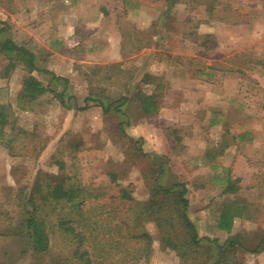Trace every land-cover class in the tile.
Instances as JSON below:
<instances>
[{
  "label": "rangeland",
  "instance_id": "rangeland-1",
  "mask_svg": "<svg viewBox=\"0 0 264 264\" xmlns=\"http://www.w3.org/2000/svg\"><path fill=\"white\" fill-rule=\"evenodd\" d=\"M0 21L37 54L47 73L33 74L51 89L24 104L26 73L7 75L0 55V104L12 107L23 131L11 144L0 138V205L42 176L45 183L66 177L99 194L84 210L97 232L107 233L131 205L116 208L120 188L141 202L157 179L184 181L200 237L224 242L218 210L238 200L248 216L236 219L234 232L255 248L264 237V0H0ZM95 67L99 74L90 79ZM53 74L68 79L70 109L55 96L65 85ZM139 92L157 93L156 115L141 114L133 101ZM90 94L106 104L128 96L131 125L122 131L128 116L105 114L93 101L77 110ZM227 174L241 179L234 194H222L218 177ZM145 229L154 237L149 264H179L154 224ZM65 246L58 236L50 254H23L18 238L0 235V264H49ZM237 257L264 264V246L258 253L239 248Z\"/></svg>",
  "mask_w": 264,
  "mask_h": 264
},
{
  "label": "trees",
  "instance_id": "trees-1",
  "mask_svg": "<svg viewBox=\"0 0 264 264\" xmlns=\"http://www.w3.org/2000/svg\"><path fill=\"white\" fill-rule=\"evenodd\" d=\"M178 1L181 0H167L170 4ZM0 55L7 60V75L17 69L26 73L19 94V99L24 104L34 102L51 91L33 74L47 73L40 68L37 54L13 40L6 21H0ZM97 68L99 67L91 70L90 76L88 75L90 79L99 74ZM52 76L55 80L64 82V89L55 96L64 108L70 109L69 101L66 100L68 79L54 74ZM74 99L77 101L78 98ZM91 101L99 103L105 114L113 112L122 116H128L124 108L131 102L128 96H122L106 104L104 99L90 94L85 97L83 107L75 108L86 110ZM133 101L141 114L147 117L156 115L160 108L157 93L139 92ZM130 119L128 116L127 120L120 121L119 127L122 131L131 125ZM22 132L16 124L12 107L0 104V138L3 142L6 145L13 143ZM7 134L12 137L4 141ZM246 135L247 133L239 136L243 138ZM164 172L161 166L159 176ZM42 177L33 187L18 189L13 199L6 198L5 203L0 205V235L18 238L23 254L32 251L37 256L53 252L58 236H62L67 246L58 250L56 260L49 264H149L154 244V237L145 229V225L149 223L156 227L160 245L174 252L179 264H240L237 257L239 248L258 253L264 246L263 237L254 249H248V237L242 238L234 232L236 219L248 216V206L238 200L225 201L219 207L217 226L228 235L224 242L200 237L188 215L190 202L184 181L163 185L157 179L150 186V197L141 202L134 200L128 189L120 188L116 208L123 210L126 203L131 205L124 211V217L107 228V233H98L95 223L91 222L84 209L90 201L94 200V204L99 201V194L88 187L69 182L66 177H51L46 183ZM218 178L225 184L222 194H234L242 188L240 178H233L230 174ZM112 180L116 181L114 175ZM75 212L80 219L72 216ZM130 242L136 247L130 249ZM203 250L209 254L202 258Z\"/></svg>",
  "mask_w": 264,
  "mask_h": 264
},
{
  "label": "crops",
  "instance_id": "crops-1",
  "mask_svg": "<svg viewBox=\"0 0 264 264\" xmlns=\"http://www.w3.org/2000/svg\"><path fill=\"white\" fill-rule=\"evenodd\" d=\"M106 63H108V62H106Z\"/></svg>",
  "mask_w": 264,
  "mask_h": 264
}]
</instances>
